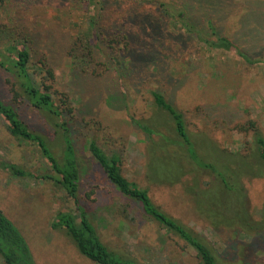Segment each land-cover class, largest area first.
<instances>
[{
	"label": "rangeland",
	"instance_id": "1",
	"mask_svg": "<svg viewBox=\"0 0 264 264\" xmlns=\"http://www.w3.org/2000/svg\"><path fill=\"white\" fill-rule=\"evenodd\" d=\"M8 1L0 5V28L18 25L17 31L33 34L34 61L45 59L54 69L52 90L57 103L64 106L66 102L74 110L75 123L82 125L75 141L82 170L81 193L102 241L139 264H199L191 246L143 214L137 205L127 206V199L113 189L85 148L89 139L96 140L107 154L118 153L123 174L147 188L162 210L212 246L220 264H264V168L253 155L252 126L254 122L264 134V0H216L222 32L236 41L253 63L235 51L199 45L171 63L176 70L175 84L181 82L179 88L174 89L167 79L146 81L142 88L138 86V92L126 91L129 106L125 109L114 98L111 104L105 100L110 93L125 92L118 85L107 49L93 47L94 61L90 58L86 71H81L83 48L72 56L69 53L79 39L82 44L94 40L81 6L61 0H32L19 8ZM168 1L175 4L173 17L168 19L173 25L177 9L187 0ZM133 4L140 10L151 7L156 11L153 4L129 0L116 13L107 9L103 22L122 16ZM190 10L202 13L197 6ZM12 32L7 31L2 39ZM31 70L40 72L35 65ZM4 78L0 72V80ZM155 88L185 112L200 157L215 163L218 159L221 171L235 173L230 180L232 189L224 191L216 174L179 156V146L166 144L162 148L160 137L154 136L153 141L137 127L134 119L178 138L170 116L153 102L150 91ZM12 98L9 92L6 99L23 120L42 130L60 154V137H55L44 115ZM2 161L35 173L45 168L38 148L12 136L0 117ZM241 185L244 196L239 195ZM0 209L26 238L36 264H95L78 251L64 229L52 228L59 211L73 210L72 200L53 181L15 176L0 167ZM0 264H6L1 255Z\"/></svg>",
	"mask_w": 264,
	"mask_h": 264
},
{
	"label": "trees",
	"instance_id": "2",
	"mask_svg": "<svg viewBox=\"0 0 264 264\" xmlns=\"http://www.w3.org/2000/svg\"><path fill=\"white\" fill-rule=\"evenodd\" d=\"M3 1L5 0H0V5ZM29 1L32 0H9L8 3L13 7L21 8ZM61 1L72 2L82 7L88 19L89 35L94 37L93 41L84 40L86 41L84 44L81 43L83 40L79 39L77 44L69 50L70 55L74 54L73 51L83 48L82 61L85 62V66H81V71H86L89 66L87 64H91L90 58L92 62L94 61L93 47L102 46L107 49L109 63L113 64L117 71L118 85L125 92L110 93L105 100L111 104L114 98L123 104L121 107L123 109L129 106L126 91L131 89L138 92L141 90H138V86L142 88L146 81L161 82L167 79L168 83L173 82L174 89L179 88L181 82L175 84L176 79L173 77L176 70H172L171 63L188 51L192 53V50L199 45L210 50L235 51L246 61L254 62L245 51L239 48L236 41L222 32L218 22L216 0H187L181 3L177 9V16H174L176 20L173 25L168 24V19L173 17L172 12L175 10L172 7H175V4L168 0H132L137 4L143 2L153 4L156 6V11H153L151 7L140 10L133 4L122 16L108 18V23L103 22L105 11L111 8V12L116 13L122 4L129 0ZM190 6L191 8L197 6L198 9H202V13L196 15L190 10ZM3 27L5 29L0 28V72L5 78L0 80V117L6 122L12 136L38 148L45 168L35 173L6 161H2L0 167L9 170L15 176H36L53 181L64 189L73 202V210L59 211L52 222V228L64 229L78 251L92 262L95 264H139L133 259L124 258L112 251L102 241L97 231L92 213L84 200L85 195L81 193L82 170L75 141L82 125L75 123L74 110L66 102L64 106L57 103L56 92L52 90V82L56 78L54 69L45 59L34 61L32 33L28 31L23 33L22 29L17 31L18 25L14 28L7 25ZM10 29L13 32L9 38L2 39L1 36ZM33 65L40 72H33L31 70ZM9 92L13 95V101L22 100L44 115L55 137H60V154H56L53 144L42 130L32 128L23 120L12 101L6 99ZM150 93L156 108L166 112L172 119V128L178 138L162 133L145 121L134 119L137 127L153 141L154 136L160 137L159 142L162 148L166 144L179 146L182 151L179 156L216 174L221 180L224 191L232 189L234 186L230 180L235 173L223 169L221 171L216 165L219 163L218 159L215 163L200 157L197 142L188 128L185 112L167 98L161 89H152ZM252 126L255 144L253 155L264 168V134L255 127L254 122ZM85 148L90 151L113 189L127 199V206L137 205L143 214L157 221L167 232L178 236L191 246L196 251L199 264H220L212 246L180 220L162 210L152 200L147 188L123 174L122 160L118 153L107 154L94 139H89ZM237 183L240 184V182ZM243 189L241 185L240 196H244ZM0 255L6 264H36L26 238L2 209H0Z\"/></svg>",
	"mask_w": 264,
	"mask_h": 264
}]
</instances>
